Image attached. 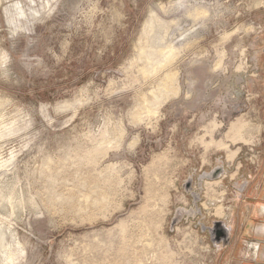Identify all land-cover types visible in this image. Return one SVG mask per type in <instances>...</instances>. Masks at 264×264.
Wrapping results in <instances>:
<instances>
[{
    "label": "rangeland",
    "instance_id": "374dc122",
    "mask_svg": "<svg viewBox=\"0 0 264 264\" xmlns=\"http://www.w3.org/2000/svg\"><path fill=\"white\" fill-rule=\"evenodd\" d=\"M262 151L264 0H0V264H264Z\"/></svg>",
    "mask_w": 264,
    "mask_h": 264
},
{
    "label": "crops",
    "instance_id": "0c3cea01",
    "mask_svg": "<svg viewBox=\"0 0 264 264\" xmlns=\"http://www.w3.org/2000/svg\"><path fill=\"white\" fill-rule=\"evenodd\" d=\"M248 177L252 179L246 183L247 186L242 188L238 195L239 200L244 204V209L242 214L240 212L233 215L230 225L233 226V234L234 231L239 233L237 229L241 226L244 228L245 237L260 233L264 236V151H262L260 161L256 163L255 171L248 172ZM238 219L241 222H237ZM236 238L238 241L239 235ZM263 242L264 240L259 241V243Z\"/></svg>",
    "mask_w": 264,
    "mask_h": 264
},
{
    "label": "water",
    "instance_id": "95a60500",
    "mask_svg": "<svg viewBox=\"0 0 264 264\" xmlns=\"http://www.w3.org/2000/svg\"><path fill=\"white\" fill-rule=\"evenodd\" d=\"M208 176L214 177V175H208ZM216 176H218V175H216ZM246 186H247V184L244 185L243 188H245ZM245 190L243 192H245ZM216 226L219 227V230H220L222 235L219 236L218 238H214V240H216L218 242L224 241L225 245L230 243V240L232 238L233 226L232 225L227 226L223 221H218L216 223Z\"/></svg>",
    "mask_w": 264,
    "mask_h": 264
},
{
    "label": "bare ground",
    "instance_id": "6f19581e",
    "mask_svg": "<svg viewBox=\"0 0 264 264\" xmlns=\"http://www.w3.org/2000/svg\"><path fill=\"white\" fill-rule=\"evenodd\" d=\"M173 74V73H172ZM168 77V76H167ZM168 79V78H167ZM174 80V79H173ZM167 82V81H166Z\"/></svg>",
    "mask_w": 264,
    "mask_h": 264
}]
</instances>
